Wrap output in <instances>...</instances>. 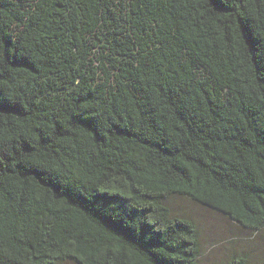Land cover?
Here are the masks:
<instances>
[{"label": "trees", "instance_id": "16d2710c", "mask_svg": "<svg viewBox=\"0 0 264 264\" xmlns=\"http://www.w3.org/2000/svg\"><path fill=\"white\" fill-rule=\"evenodd\" d=\"M175 196L264 232V0H0V264H200Z\"/></svg>", "mask_w": 264, "mask_h": 264}, {"label": "rangeland", "instance_id": "374dc122", "mask_svg": "<svg viewBox=\"0 0 264 264\" xmlns=\"http://www.w3.org/2000/svg\"><path fill=\"white\" fill-rule=\"evenodd\" d=\"M167 205L176 216L196 223L204 251L200 264H228L238 255L248 256L250 264H264V232L250 237L246 230L225 216L188 198L175 196L167 201Z\"/></svg>", "mask_w": 264, "mask_h": 264}]
</instances>
